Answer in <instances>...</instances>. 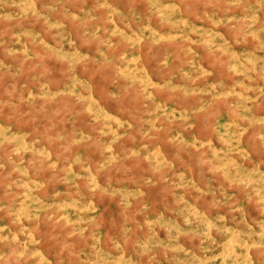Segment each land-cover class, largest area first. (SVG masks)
I'll return each instance as SVG.
<instances>
[{
  "label": "rangeland",
  "instance_id": "1",
  "mask_svg": "<svg viewBox=\"0 0 264 264\" xmlns=\"http://www.w3.org/2000/svg\"><path fill=\"white\" fill-rule=\"evenodd\" d=\"M0 264H264V0H0Z\"/></svg>",
  "mask_w": 264,
  "mask_h": 264
}]
</instances>
